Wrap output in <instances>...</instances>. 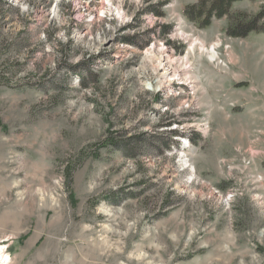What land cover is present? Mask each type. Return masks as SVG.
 Masks as SVG:
<instances>
[{
  "label": "rangeland",
  "instance_id": "rangeland-1",
  "mask_svg": "<svg viewBox=\"0 0 264 264\" xmlns=\"http://www.w3.org/2000/svg\"><path fill=\"white\" fill-rule=\"evenodd\" d=\"M199 1L0 0V263L264 264V33Z\"/></svg>",
  "mask_w": 264,
  "mask_h": 264
},
{
  "label": "trees",
  "instance_id": "trees-1",
  "mask_svg": "<svg viewBox=\"0 0 264 264\" xmlns=\"http://www.w3.org/2000/svg\"><path fill=\"white\" fill-rule=\"evenodd\" d=\"M245 0H200L198 3L190 5L185 9V16L190 22L199 25L202 28L210 27L213 19H222L228 17L230 24L227 29V35L231 38H246L252 33H264V9L255 17L248 18L247 15H232L234 4ZM126 42L131 43L126 40ZM75 70V68H71ZM118 134L111 133L102 149L107 147L118 148ZM172 135L184 136L179 131H173ZM139 140V138H138ZM192 144L197 145L192 138L189 137ZM136 143H139L136 141ZM126 152L132 153V150ZM133 154V153H132ZM132 157H135L134 155ZM69 182L72 183L73 172L68 176Z\"/></svg>",
  "mask_w": 264,
  "mask_h": 264
},
{
  "label": "bare ground",
  "instance_id": "bare-ground-1",
  "mask_svg": "<svg viewBox=\"0 0 264 264\" xmlns=\"http://www.w3.org/2000/svg\"><path fill=\"white\" fill-rule=\"evenodd\" d=\"M195 45V44H194ZM200 47H201V49H202V51L203 52H205V53H208V54H211V50L213 49V51H215V46H213L212 48H211V50H209V49H205V48H203L201 45H200ZM215 53V52H214ZM212 55V54H211ZM213 57V56H212ZM163 71H165L164 73L166 74V77H167V75L168 76H170V75H172V72L171 71H173L175 74H177V72L178 71H176L175 69L173 70L172 69V67L170 66V65H168V64H166V65H164L163 66ZM173 73V74H174ZM165 77V78H166ZM162 80V79H161ZM172 80V79H171ZM171 80H168V81H165V82H163V84L162 85H160V89L163 91V90H168V87L170 86V83H171ZM5 257H2L1 258V262L3 261V259H4ZM0 264H2V263H0Z\"/></svg>",
  "mask_w": 264,
  "mask_h": 264
}]
</instances>
